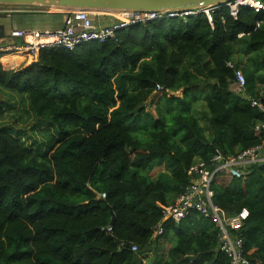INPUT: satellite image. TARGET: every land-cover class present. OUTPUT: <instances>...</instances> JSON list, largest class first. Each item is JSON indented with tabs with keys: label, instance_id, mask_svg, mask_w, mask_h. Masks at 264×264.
Here are the masks:
<instances>
[{
	"label": "trees",
	"instance_id": "16d2710c",
	"mask_svg": "<svg viewBox=\"0 0 264 264\" xmlns=\"http://www.w3.org/2000/svg\"><path fill=\"white\" fill-rule=\"evenodd\" d=\"M262 23L263 11L233 18L223 7L210 20L131 25L73 51L0 54V116L18 109L17 96L47 134L28 144L24 130L0 128V264H230L219 228L196 212L152 234L196 161L263 144L262 112L232 92L227 65L241 69L234 56L245 55L264 73ZM238 44L255 53H235ZM242 72L258 99L264 75ZM152 97L153 112L140 106ZM210 187L227 215L247 209L234 234L248 264H264V164L240 177L219 170ZM160 241L170 248L143 263Z\"/></svg>",
	"mask_w": 264,
	"mask_h": 264
},
{
	"label": "built area",
	"instance_id": "2783aa9c",
	"mask_svg": "<svg viewBox=\"0 0 264 264\" xmlns=\"http://www.w3.org/2000/svg\"><path fill=\"white\" fill-rule=\"evenodd\" d=\"M223 7L228 8L229 14L233 18H236L241 8L253 12H264V3L258 0H233L224 6L201 7L183 11H122L118 12L116 19L110 23L95 24L91 19V13L86 10L52 11L53 8L47 9L40 6L0 5V14L5 15L7 18L15 13H59L62 15V26L59 29L44 31L11 30L8 37L3 39V44L0 45V54L26 53L35 56L44 49L73 51L75 48L90 42L103 43L105 40L113 39L116 31L131 25H144L150 21L193 17L199 14H204L210 20L211 14ZM227 65L234 69L235 81L231 87L232 92L248 99L251 107H256L262 112L263 118L260 129L263 144L228 158L217 153L207 162L198 160L193 164L189 170L190 181L183 191L172 203L161 206L162 220L156 225L152 239L163 234L162 225L165 219H172L178 223L188 212H196L203 218L211 219L219 228L220 244L218 249L226 254L230 259V264H248L242 254L243 241L234 232L241 229L249 213L247 209H242L236 215H227L213 204V192L210 186L214 175L219 170H225L233 176L240 177L245 173V168L248 165H256L263 161L264 157L257 155L256 152L264 149V103L245 94V77L242 70L234 68L231 63H227ZM100 197L104 198L105 195L100 194ZM131 250L136 252L137 247L133 245Z\"/></svg>",
	"mask_w": 264,
	"mask_h": 264
},
{
	"label": "rangeland",
	"instance_id": "374dc122",
	"mask_svg": "<svg viewBox=\"0 0 264 264\" xmlns=\"http://www.w3.org/2000/svg\"><path fill=\"white\" fill-rule=\"evenodd\" d=\"M116 17L117 16L106 15V14H102V15L91 14V19H93V22L95 24L110 23L114 21ZM12 19L16 23L17 22L19 23L16 24L14 22L15 28H23L28 30H37V31L52 30V29L55 30L62 26V15L59 13L57 14L56 13H47V14L15 13L12 15ZM0 23L4 26L5 34H9L12 28L10 24L11 18H7L5 15L0 14ZM176 95H180V93L178 92L176 93ZM6 98L3 94L0 93L1 104L6 100ZM153 99L154 97L147 99L140 106L145 107V109L153 112V108L152 107L150 108V103L153 101ZM13 100L18 101L19 103V105L17 106L18 109L16 111L5 109L4 113L0 116V128L10 127L12 129L14 128V129L24 130L23 134H25L26 136L23 137L22 139L23 141L27 142L28 144L34 142L33 144L43 145L44 142L47 140V134L44 133V128L36 129L37 127L35 125L36 121L32 116L31 112L28 110L26 106V102H20V98L17 96H14ZM197 111H202L201 107H198ZM199 117L201 119L203 118L202 112L200 113ZM201 123L205 127L204 119H202ZM173 201L174 199L170 203H172ZM166 248H169V245L167 244L164 245L163 250L160 247L159 252L166 251Z\"/></svg>",
	"mask_w": 264,
	"mask_h": 264
},
{
	"label": "water",
	"instance_id": "95a60500",
	"mask_svg": "<svg viewBox=\"0 0 264 264\" xmlns=\"http://www.w3.org/2000/svg\"><path fill=\"white\" fill-rule=\"evenodd\" d=\"M233 0H0L6 6H43L62 10H86L93 13L122 11H183L201 7L224 6ZM3 35V33H2ZM263 156L264 150L256 152ZM264 164L262 162L257 165ZM250 164L247 168L253 167ZM167 220V219H165ZM165 220L163 222H165ZM114 222L112 215L110 224Z\"/></svg>",
	"mask_w": 264,
	"mask_h": 264
},
{
	"label": "crops",
	"instance_id": "0c3cea01",
	"mask_svg": "<svg viewBox=\"0 0 264 264\" xmlns=\"http://www.w3.org/2000/svg\"><path fill=\"white\" fill-rule=\"evenodd\" d=\"M10 18H11V23L10 24H11V27H12L11 30H13V29L28 30V29H23V28H15L14 25H15L16 22L12 19V16ZM16 24H19V23L17 22ZM261 26H264V23H262ZM28 31H32V30H28ZM35 31H37V30H35ZM2 33H3V35H2ZM8 35L9 34H5V32H4V26L0 23V45L3 44L2 43L3 42V39L6 38V37H8ZM239 37H241V36L239 35ZM235 53H255V52L247 50V48H246L245 45L238 44L236 46V48H235ZM257 53H264V47H263L262 50L258 51ZM238 56H234V58H235V61H238L239 62V64H240L239 67L242 70L245 69V68H248V69L249 68L257 69L259 75H264V73L262 72V69H260L257 66L255 67L253 64H251V63L248 62V60H247L248 59V56H245V55L244 56L238 55ZM259 77L262 78L261 76H259ZM253 85H254V90H253L254 91V94H256L258 96V99L261 100V101H263V103H264V82H261V79L255 78V81H254V84ZM245 94H247L248 97L253 98V97H251L249 95V93L245 92ZM263 157H264V155H263ZM161 169L162 168H159L155 172L160 171ZM164 205H166V204H164ZM161 206H163V205H161ZM163 243H165V244H163ZM166 244L169 245V248H170V246H171L170 243L160 241L159 242V245L156 248L155 254H150L148 256V258L143 259L142 262L143 263H146L148 261L147 263H149V261H152L153 260V258L155 257V255H163V254H165L166 251L169 248H166V251H161V252H159V251H160V247L163 250V246L166 245Z\"/></svg>",
	"mask_w": 264,
	"mask_h": 264
},
{
	"label": "bare ground",
	"instance_id": "6f19581e",
	"mask_svg": "<svg viewBox=\"0 0 264 264\" xmlns=\"http://www.w3.org/2000/svg\"><path fill=\"white\" fill-rule=\"evenodd\" d=\"M40 7H43V6H40ZM47 9H51V8H48L46 7ZM52 11H62L61 7L60 8H57L54 6L53 9H51ZM74 10V9H73ZM91 14H95L93 12H90ZM96 14H106V15H113V16H117L118 15V12H99V13H96Z\"/></svg>",
	"mask_w": 264,
	"mask_h": 264
}]
</instances>
